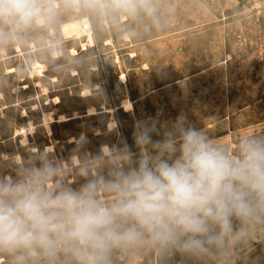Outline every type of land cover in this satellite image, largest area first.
I'll return each mask as SVG.
<instances>
[{
	"label": "rangeland",
	"instance_id": "obj_1",
	"mask_svg": "<svg viewBox=\"0 0 264 264\" xmlns=\"http://www.w3.org/2000/svg\"><path fill=\"white\" fill-rule=\"evenodd\" d=\"M42 2L51 10L43 25H0V164L49 146L67 160L82 136L89 153L123 140L135 152L137 121L163 124L180 113L230 148L240 135L264 132V0H150L153 11L131 16L114 0ZM82 18L94 46L62 32ZM36 62L46 70L32 74ZM126 100L132 110L122 107ZM44 113L54 118L51 134ZM29 128L23 146L20 133ZM234 255L235 264H264V235ZM0 264H8L4 256ZM114 264L160 261L145 249L117 253Z\"/></svg>",
	"mask_w": 264,
	"mask_h": 264
},
{
	"label": "clouds",
	"instance_id": "obj_2",
	"mask_svg": "<svg viewBox=\"0 0 264 264\" xmlns=\"http://www.w3.org/2000/svg\"><path fill=\"white\" fill-rule=\"evenodd\" d=\"M114 4L153 11L150 0ZM50 11L42 0H0V25L19 31ZM132 138L135 152L123 140L89 153L82 136L67 160L45 149L0 164V256L114 264L148 249L160 264H235V249L264 235V132L230 148L180 113L137 121Z\"/></svg>",
	"mask_w": 264,
	"mask_h": 264
},
{
	"label": "bare ground",
	"instance_id": "obj_3",
	"mask_svg": "<svg viewBox=\"0 0 264 264\" xmlns=\"http://www.w3.org/2000/svg\"><path fill=\"white\" fill-rule=\"evenodd\" d=\"M77 3H78V0H77ZM86 20H87V18H82V19H77V20H74V21H70L68 23H64L62 25V32L68 38L72 37L73 35H77L78 38L86 37L87 44L89 46H94L95 45V39H94L92 30L88 31V30H85L83 28V24H84V22ZM38 23L40 25H43L44 24V20L43 21H38ZM52 31H53V29H52ZM83 45L85 46L86 43H84ZM16 49L18 51H21L20 46H16ZM44 70H46V65H41L40 63L36 62L34 64V66H33L32 74L33 73H42ZM84 94H85V96H88L90 94V91L86 90V91H84ZM59 101L60 100H59L58 97L54 98V102L55 103H59ZM122 107L126 111L132 110L133 109V103H132L131 100H126L125 102H123ZM89 114L90 115L96 114V110L94 108L89 109ZM67 119L68 118L65 117L64 115H60L59 118H58V121L67 120ZM53 120H54V118H53L51 113H44L43 114V124H42V126L46 128V130H47V132L49 134L52 133L51 122ZM112 124H115V122H113ZM30 126H31V129L35 128L32 123H30ZM20 134H22V136H23L22 140H21L23 146H26V145L30 144L28 135H32L33 134L32 130H30V128L28 130L24 129V130H22V132ZM47 149L50 150V149H53V147L49 146V147H47ZM33 150H37V148H35ZM20 158H21L20 155L16 156L17 160H19Z\"/></svg>",
	"mask_w": 264,
	"mask_h": 264
},
{
	"label": "built area",
	"instance_id": "obj_4",
	"mask_svg": "<svg viewBox=\"0 0 264 264\" xmlns=\"http://www.w3.org/2000/svg\"><path fill=\"white\" fill-rule=\"evenodd\" d=\"M83 28L85 29V30H92L91 29V25H90V23L89 22H84V24H83Z\"/></svg>",
	"mask_w": 264,
	"mask_h": 264
}]
</instances>
